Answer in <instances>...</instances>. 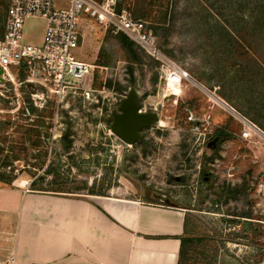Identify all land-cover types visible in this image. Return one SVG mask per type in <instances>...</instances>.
Wrapping results in <instances>:
<instances>
[{"label":"rangeland","instance_id":"rangeland-1","mask_svg":"<svg viewBox=\"0 0 264 264\" xmlns=\"http://www.w3.org/2000/svg\"><path fill=\"white\" fill-rule=\"evenodd\" d=\"M118 2L151 9L143 21L189 78L180 87L161 80L141 49L140 62L133 60L80 13L73 54L95 67L86 80L93 93L79 90L57 104L24 82L28 73L20 81V69H11L13 80L0 82V178L31 192H112L180 207L198 246L190 264H264V136L243 139L236 114L264 133V0ZM8 5L0 0V39ZM45 27L41 18L26 20L22 43L40 45ZM131 89L142 112L158 115L135 145L118 139L110 122Z\"/></svg>","mask_w":264,"mask_h":264},{"label":"crops","instance_id":"crops-1","mask_svg":"<svg viewBox=\"0 0 264 264\" xmlns=\"http://www.w3.org/2000/svg\"><path fill=\"white\" fill-rule=\"evenodd\" d=\"M185 218L140 196L0 184V264H178Z\"/></svg>","mask_w":264,"mask_h":264},{"label":"built area","instance_id":"built-area-1","mask_svg":"<svg viewBox=\"0 0 264 264\" xmlns=\"http://www.w3.org/2000/svg\"><path fill=\"white\" fill-rule=\"evenodd\" d=\"M82 12L95 18L109 35H123L131 40L157 63L161 80L180 87L189 78L163 53L147 23L135 19L127 8L119 6L118 0H65L64 6L60 8L56 7V0H9L4 32L0 39L3 81L13 80L11 69L24 66L28 73L24 82L41 86L46 91V98H51L57 104L79 90L83 91L82 96L89 98L93 93L90 84L95 67L76 60L73 54L81 43L78 16ZM30 18H41L46 22L40 45L22 43L23 26ZM88 78L91 82L86 85ZM238 120L243 125V139L250 140L256 133L264 136L241 115H238ZM7 264L14 263L11 261Z\"/></svg>","mask_w":264,"mask_h":264},{"label":"water","instance_id":"water-1","mask_svg":"<svg viewBox=\"0 0 264 264\" xmlns=\"http://www.w3.org/2000/svg\"><path fill=\"white\" fill-rule=\"evenodd\" d=\"M0 69V82H3ZM158 121L156 112H142L138 93L131 89L120 101L119 112L112 114L111 132L127 145H135L143 140L144 129L154 126Z\"/></svg>","mask_w":264,"mask_h":264},{"label":"trees","instance_id":"trees-1","mask_svg":"<svg viewBox=\"0 0 264 264\" xmlns=\"http://www.w3.org/2000/svg\"><path fill=\"white\" fill-rule=\"evenodd\" d=\"M122 7V6H120ZM125 7V6H123ZM148 6H141V5H136L134 6L133 9L131 8H128V7H125L127 8L133 15V17L135 19H140V20H144L145 18H147L148 16H150L151 14V9L148 10L147 8ZM154 20L157 22V26L156 27H153L154 28V31H155V34H158V31L161 30V28L163 27V24L166 22V15H162L161 18L159 19H155ZM154 21V22H155ZM117 40L119 41L120 45L129 53L132 55V59L135 60V61H138L140 62V58L138 59V55L136 53V45L131 41L129 40L127 37L123 36V35H119L117 37ZM20 81H24L25 77H26V73H27V70L24 66H21L20 67ZM108 87H111V82L108 83ZM117 90L121 91L123 90L122 87H120L118 85V87H116ZM35 107H33L31 105L30 107V112H35ZM4 180V177H1L0 178V182L1 183H5L4 185H9V183H6V181H3ZM9 182V181H8ZM188 217L186 215V218H185V233H184V237H182L181 239V245H180V251H179V261H178V264H190L192 258H193V253L194 252H197L198 250V246L196 244V240L191 238L190 236H188Z\"/></svg>","mask_w":264,"mask_h":264},{"label":"bare ground","instance_id":"bare-ground-1","mask_svg":"<svg viewBox=\"0 0 264 264\" xmlns=\"http://www.w3.org/2000/svg\"><path fill=\"white\" fill-rule=\"evenodd\" d=\"M212 98L217 102V103H219L220 105H222V106H225V104H222V102H220L218 99H216L214 96H212ZM213 100V101H214ZM230 111H232V112H234V113H236L232 108H228Z\"/></svg>","mask_w":264,"mask_h":264},{"label":"flooded vegetation","instance_id":"flooded-vegetation-1","mask_svg":"<svg viewBox=\"0 0 264 264\" xmlns=\"http://www.w3.org/2000/svg\"><path fill=\"white\" fill-rule=\"evenodd\" d=\"M142 134V133H141ZM142 136H143V134H142Z\"/></svg>","mask_w":264,"mask_h":264}]
</instances>
